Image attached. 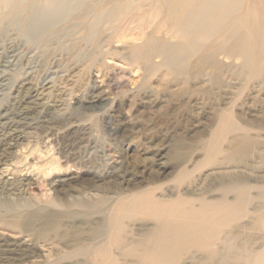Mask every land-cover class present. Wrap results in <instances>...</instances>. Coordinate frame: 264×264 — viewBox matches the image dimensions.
I'll list each match as a JSON object with an SVG mask.
<instances>
[{
    "label": "rangeland",
    "instance_id": "374dc122",
    "mask_svg": "<svg viewBox=\"0 0 264 264\" xmlns=\"http://www.w3.org/2000/svg\"><path fill=\"white\" fill-rule=\"evenodd\" d=\"M248 4L226 3L221 35L183 34L184 6L165 0L79 1L45 28L0 32V264H96L83 252L107 243L119 263L136 264L108 242L114 207L133 192L197 202L240 181L264 191V82L225 49ZM245 211L215 248L234 235L248 251L264 248V198ZM150 225L126 222L123 241Z\"/></svg>",
    "mask_w": 264,
    "mask_h": 264
},
{
    "label": "bare ground",
    "instance_id": "6f19581e",
    "mask_svg": "<svg viewBox=\"0 0 264 264\" xmlns=\"http://www.w3.org/2000/svg\"><path fill=\"white\" fill-rule=\"evenodd\" d=\"M79 1L85 0H0V32L14 30L18 35L24 36L34 30L36 23H43L41 27L45 28L49 25L47 19L71 12ZM229 1L231 0H165L168 5L184 6V15L182 12L184 21H181L180 26L182 33L195 36L196 34L203 36L214 31L219 35L225 34L226 28L232 23L227 21V17L233 14V10L226 7ZM74 6L75 8H72ZM237 16L240 21L238 37L236 41L229 42L231 37L228 36L225 39V49L228 48L233 56H240L242 68L264 82V0H250L246 10ZM142 53V46L133 47V58L140 57ZM4 63L6 60L0 55V67H3ZM4 80L5 74L1 68L0 91ZM237 129L234 123L230 127V130ZM238 145L244 146V142ZM251 188L242 181L227 184L221 187L222 193L218 198L200 197L197 202L182 194L172 199H158L151 190H137L122 199L121 207L113 206V218L108 223L110 225L108 242L115 245L124 257L134 259L136 264H180L182 255L191 251L202 252L206 259L218 262H238L244 259V264H264V248L255 252L248 251L238 245L236 235L225 236L221 248L214 246L228 225L246 214L247 205L257 196L264 198V191L252 195ZM229 193H233L232 198L227 196ZM34 217L39 216L32 214L30 219ZM145 219L150 220L151 225L145 227L137 237L123 241L126 236L125 223ZM107 244L101 245L93 253L92 250L83 253L87 256L91 254L96 264H121L110 255ZM6 251L15 258L27 256L15 248ZM74 264L86 263L80 261Z\"/></svg>",
    "mask_w": 264,
    "mask_h": 264
}]
</instances>
